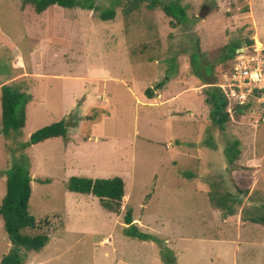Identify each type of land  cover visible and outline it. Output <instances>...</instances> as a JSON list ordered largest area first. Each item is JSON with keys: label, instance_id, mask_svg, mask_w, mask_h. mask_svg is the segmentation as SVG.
I'll return each mask as SVG.
<instances>
[{"label": "rangeland", "instance_id": "1", "mask_svg": "<svg viewBox=\"0 0 264 264\" xmlns=\"http://www.w3.org/2000/svg\"><path fill=\"white\" fill-rule=\"evenodd\" d=\"M89 1L94 13L52 6L36 14L20 0H0V88L32 95L22 134L10 141L1 135L0 110V204L4 172L25 161L28 213L38 224L29 233L43 223L50 232L41 251H21L24 263L163 264L153 242L124 236L130 209L138 230L164 242L175 264H264V225L252 222L264 216V127L233 112L219 132L204 95L230 69L231 60L223 62L229 44L264 45V0H164L185 8L188 21L176 26L145 4L125 14L129 0ZM112 8L114 19H98ZM166 77L147 99L145 91ZM61 120L66 138L23 150L33 132ZM233 141L240 154L231 168L224 150ZM72 177H120L128 200L108 213L98 199L69 192ZM244 178L246 187L237 186ZM212 201L221 210L214 227L231 243L203 240L218 238L205 236ZM10 246L0 219V262Z\"/></svg>", "mask_w": 264, "mask_h": 264}, {"label": "trees", "instance_id": "2", "mask_svg": "<svg viewBox=\"0 0 264 264\" xmlns=\"http://www.w3.org/2000/svg\"><path fill=\"white\" fill-rule=\"evenodd\" d=\"M23 6L31 5L36 14L45 12L52 6L64 9H86L95 11V3L89 0H20ZM116 0L115 4H118ZM143 4L148 10L160 9L163 14L172 19V26L184 24L188 21L185 8L181 6L179 1L164 0H129L125 4V14H130L138 10ZM98 11V10H97ZM115 10L108 9L97 14L99 20L105 21L115 18ZM247 45L253 44L252 41H246ZM243 43L239 41L232 42L226 47V56L223 62L235 60L237 52L241 49ZM199 56L197 52L191 55L192 64L198 62ZM207 71V67H203ZM196 73V72H195ZM206 75V72H204ZM202 81L204 77L198 75ZM168 81L166 77L164 81L157 82L153 88L145 91L147 99H152L154 92L160 90ZM208 84V83H204ZM205 103L211 106L210 117L219 132L224 130L225 124L228 122L233 112L242 113L239 110H227L228 100L218 87H209L204 91ZM32 101V95L13 85H3L0 88V110H1V135L5 141H10L22 134V130L26 123V107ZM68 125L65 120L45 126L36 130L29 136L27 143L22 145L23 150L33 145L43 143L54 138H66ZM239 141H233L224 150L226 166L232 168V164L237 160L240 150ZM5 175V195L0 204V219L3 223V229L10 243V249L6 255L1 258L0 264H25L21 257V251L27 253L39 252L48 243L50 232L49 225L46 223L42 227V231L31 235L29 231L38 227L35 219L28 213V203L31 196V175L25 166V161H14L11 167L4 172ZM45 182H48L46 180ZM69 192L90 195L98 199L101 207L108 213L118 214L124 200V182L120 177L89 179L72 177L66 185ZM230 199L232 198L229 195ZM230 201H234L233 198ZM229 209V207L227 208ZM226 215H233V211L227 212ZM255 224L264 225V216L252 220ZM124 236L139 241H151L157 247L163 264H175V256L170 249L164 247V242L156 238L142 233L138 230L132 220V211L128 209L125 212ZM39 226H41L39 224ZM46 227V228H45ZM45 230H44V229Z\"/></svg>", "mask_w": 264, "mask_h": 264}, {"label": "built area", "instance_id": "3", "mask_svg": "<svg viewBox=\"0 0 264 264\" xmlns=\"http://www.w3.org/2000/svg\"><path fill=\"white\" fill-rule=\"evenodd\" d=\"M217 87L228 105L246 113L255 127H264V45L256 40L243 43ZM243 185H247L245 178L238 182Z\"/></svg>", "mask_w": 264, "mask_h": 264}, {"label": "crops", "instance_id": "4", "mask_svg": "<svg viewBox=\"0 0 264 264\" xmlns=\"http://www.w3.org/2000/svg\"><path fill=\"white\" fill-rule=\"evenodd\" d=\"M236 173L237 174H241V171H236ZM232 176H233V178H237L238 175H232ZM236 185H237V183H236ZM204 189H205V193L207 195V200L209 201V198H208L209 191H208V189L205 186H204ZM249 189H250V192L253 191L251 188H249ZM86 196H90V195H86ZM124 199H127L128 200V196L126 194L124 196ZM212 202H214L215 207L213 209L209 210V212H210L209 213V218H210L209 220L210 221H208V223L206 224V228H205V233L206 234H205V236L206 235H210L211 233L209 231H212V232H215L216 234H218V238H214V237H212V238H205V237H203V240H208L210 242H216V243H224V242L226 243V242H229V240L223 241V237L226 236V234L223 233V230L222 229H217V228L214 227V224H216L217 215H220L221 214V210L218 208L220 206L219 203H217L215 201H212ZM250 204H252V206H258V203H255V202H250L249 203V206H250ZM229 243H231V242H229Z\"/></svg>", "mask_w": 264, "mask_h": 264}]
</instances>
